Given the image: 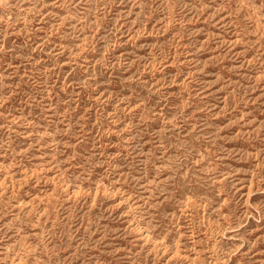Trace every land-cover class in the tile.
<instances>
[{
    "label": "rangeland",
    "instance_id": "374dc122",
    "mask_svg": "<svg viewBox=\"0 0 264 264\" xmlns=\"http://www.w3.org/2000/svg\"><path fill=\"white\" fill-rule=\"evenodd\" d=\"M0 264H264V0H0Z\"/></svg>",
    "mask_w": 264,
    "mask_h": 264
}]
</instances>
